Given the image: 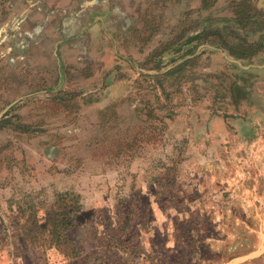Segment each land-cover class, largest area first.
Listing matches in <instances>:
<instances>
[{
  "label": "rangeland",
  "instance_id": "1",
  "mask_svg": "<svg viewBox=\"0 0 264 264\" xmlns=\"http://www.w3.org/2000/svg\"><path fill=\"white\" fill-rule=\"evenodd\" d=\"M243 1L264 18V0H221L206 16L253 13ZM248 36L261 50L245 58L214 35L202 51L177 36L174 53L131 54L127 85L111 91L126 95L106 108L19 92L0 112V264H264V32ZM64 191L81 204L73 257L62 244L30 247L20 229L44 223ZM27 201L31 216L19 212Z\"/></svg>",
  "mask_w": 264,
  "mask_h": 264
},
{
  "label": "crops",
  "instance_id": "2",
  "mask_svg": "<svg viewBox=\"0 0 264 264\" xmlns=\"http://www.w3.org/2000/svg\"><path fill=\"white\" fill-rule=\"evenodd\" d=\"M218 2L202 8L201 0H0V112L13 108L23 91L46 100L78 95L96 106L101 97L106 108L126 95L111 91L118 82L127 85L122 68L131 54L148 59L162 46L174 53L171 44L182 36L207 48L202 35L211 22L222 21L221 28L234 17L206 16ZM159 10L169 16L161 18ZM79 81L81 92H66Z\"/></svg>",
  "mask_w": 264,
  "mask_h": 264
},
{
  "label": "trees",
  "instance_id": "3",
  "mask_svg": "<svg viewBox=\"0 0 264 264\" xmlns=\"http://www.w3.org/2000/svg\"><path fill=\"white\" fill-rule=\"evenodd\" d=\"M216 0H201L202 8H209L214 4ZM249 6L254 12L246 11V9L239 8L234 10V17L231 20H227L228 23L231 21V25L227 24L220 29L213 31H207L203 33V40L208 35H214L223 49L237 58L251 57L257 53L260 48L261 42H254L248 39V35L255 34L257 32H264V18L262 17L261 8L252 6L250 2H242V5ZM226 33L229 36L234 37L237 42L234 45H230L227 42H221L217 36H221ZM241 33V34H240ZM200 35L196 36L199 37ZM221 38V37H220ZM263 37H261L262 39ZM192 39V37L190 38ZM194 39V37H193ZM260 43V44H258ZM162 49L156 50L153 53L160 57L162 55ZM188 60V58H187ZM187 61H181L179 64L182 66ZM62 97L58 98L61 99ZM25 208H19V212L25 215V211H28V216H31L36 212L35 204L32 202H26ZM81 204L78 202L77 194L64 191L56 193V199L53 200L52 204L45 210V222L38 225L37 221H32L26 224H21V234L23 235L27 244L34 248L35 247H52L53 245L64 246V253L67 255L76 256L77 249L75 244L68 240L67 232L74 227L75 215L80 212ZM66 247V248H65ZM65 253V255H66Z\"/></svg>",
  "mask_w": 264,
  "mask_h": 264
},
{
  "label": "water",
  "instance_id": "4",
  "mask_svg": "<svg viewBox=\"0 0 264 264\" xmlns=\"http://www.w3.org/2000/svg\"><path fill=\"white\" fill-rule=\"evenodd\" d=\"M2 113H0V117H1Z\"/></svg>",
  "mask_w": 264,
  "mask_h": 264
}]
</instances>
